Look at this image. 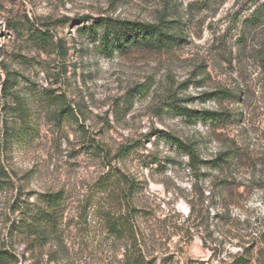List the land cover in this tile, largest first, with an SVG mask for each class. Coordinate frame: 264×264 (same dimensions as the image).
Returning <instances> with one entry per match:
<instances>
[{
	"label": "rangeland",
	"instance_id": "374dc122",
	"mask_svg": "<svg viewBox=\"0 0 264 264\" xmlns=\"http://www.w3.org/2000/svg\"><path fill=\"white\" fill-rule=\"evenodd\" d=\"M261 2L0 0V248L12 264H125L132 244L108 230L127 213L121 186L96 187L112 168L134 181L135 250L154 264H224L264 245V23L242 27ZM102 18L174 21L181 39L107 56L79 29ZM173 104L225 120L192 123ZM181 141L203 160L235 157L196 174ZM56 191L61 236L38 245L15 228Z\"/></svg>",
	"mask_w": 264,
	"mask_h": 264
},
{
	"label": "trees",
	"instance_id": "16d2710c",
	"mask_svg": "<svg viewBox=\"0 0 264 264\" xmlns=\"http://www.w3.org/2000/svg\"><path fill=\"white\" fill-rule=\"evenodd\" d=\"M174 21L159 23H143L138 21L119 20L114 18H102L100 21L91 24L90 26H82L79 29L88 35L94 41L99 42L101 48L107 56H112L116 52L126 51L135 46H141L152 50H161L178 42L181 37L175 35L171 25ZM244 29L259 27L264 23V2L256 6L254 10L242 21ZM220 92L207 94L209 99L212 96H219ZM225 95H230L224 91ZM13 103L18 107L17 110L21 113L26 112L25 108L21 107L22 103L17 95L12 94ZM172 108L180 112L186 119L194 123L197 121L217 122L225 120L221 113L203 110L200 112L193 111L189 108L182 107L178 104H173ZM25 128L21 129L16 135H22ZM5 133H15L5 131ZM184 151L189 158V167L196 174L201 170L202 165H206L210 170H221L231 164L235 154L231 151L223 152L212 160H203L200 158L197 149L193 145L180 142ZM120 150L121 154H125L132 148L124 146ZM109 153L104 154V158L108 157ZM111 164V163H110ZM7 174L6 168L0 163V181ZM4 181V180H2ZM121 186L123 194L121 197H116L115 202H125L127 213L119 218H110L108 220V230L114 237H126L131 242V247L126 252L125 264H154V260H150L136 251V232L134 228L133 218L137 217L140 210L134 206L132 195L135 190L134 181L127 174L120 170H112L100 178L96 187L100 191L109 190L112 185ZM0 188L2 185L0 184ZM110 195H112L110 193ZM65 194L63 191L47 192L40 195L38 203L29 211L28 218L19 222L16 230L22 233H28L33 236L38 245H44L49 241L59 239L61 236V220L64 214ZM108 213V212H107ZM134 242V243H133ZM241 250L232 256L229 261H224V264H250L255 259L258 264H264V245L259 244V240L254 241L253 245H240ZM211 257L220 256L221 252L216 248L212 249ZM255 255L256 258H255ZM17 259L13 252L0 248V264H12Z\"/></svg>",
	"mask_w": 264,
	"mask_h": 264
}]
</instances>
